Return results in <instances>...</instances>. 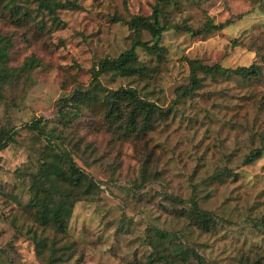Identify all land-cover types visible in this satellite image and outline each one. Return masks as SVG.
I'll list each match as a JSON object with an SVG mask.
<instances>
[{"label":"rangeland","instance_id":"rangeland-1","mask_svg":"<svg viewBox=\"0 0 264 264\" xmlns=\"http://www.w3.org/2000/svg\"><path fill=\"white\" fill-rule=\"evenodd\" d=\"M59 1L77 6L59 11L57 28L49 30L48 18L44 31L36 24L20 28L0 20V34L13 40L9 65L19 68L31 58L39 62L20 74L0 100V132L11 131L16 140L0 152V264H46L27 234L33 225L25 210L30 177L38 171L46 143L28 125L37 119L54 123L58 101L88 86L99 60L130 49L135 34L127 22L150 16L157 3ZM166 14V25L185 23L196 30L208 20L231 23L220 32L197 36L169 30L160 41L166 59L149 86L111 76L101 78L103 86L136 87L166 108L189 84V61L225 68L261 64L264 0H177ZM143 40L151 36L144 33ZM138 54L150 62L145 51ZM207 83L193 100L177 106L176 115L146 143L120 140L88 114L77 122L69 133L71 140L83 138L76 161L100 191L94 201H82L73 211L62 241L73 247L66 264H145L153 228L187 229L186 221L171 215L169 194L185 200L195 195L202 209L216 215L219 224L213 232L187 231L208 264H264V231L255 226L264 216V156L244 164L264 131V70L259 81L246 87L237 80ZM87 143L94 151H85ZM144 153L153 156L151 172L158 177L148 186L140 182ZM217 174L223 177L217 179Z\"/></svg>","mask_w":264,"mask_h":264},{"label":"trees","instance_id":"trees-1","mask_svg":"<svg viewBox=\"0 0 264 264\" xmlns=\"http://www.w3.org/2000/svg\"><path fill=\"white\" fill-rule=\"evenodd\" d=\"M177 0H157L150 16H133L127 22L134 32L130 49L117 58H104L93 67L92 78L88 86L79 87L58 101L56 121L51 123L37 119L28 125V129L41 138L46 146L40 155V165L36 174L30 177V201L25 210L33 227L27 230L35 244L36 254L46 264H66L72 258V245L63 243L69 231V225L76 205L82 201L95 200L100 187L94 179L81 169L76 161L83 138L71 140L69 133L77 122L88 114L92 119H100L106 130L118 136L120 140H132L146 143L151 135L158 132L160 126L176 115L177 106L189 100L208 84L237 80L241 86H250L263 76L264 55L261 64L225 68L219 64L206 65L199 60L189 61V84L177 93L173 106L163 107L141 93L136 87L109 89L103 86L102 77L128 79L149 86L158 74L160 65L166 59L164 48L160 45L163 34L169 30L184 31L191 35L209 34L222 31L230 21L215 24L208 20L201 29L196 30L187 24L166 25V10L176 5ZM75 3L59 0H0V20L14 27L36 24L40 31L47 27L45 18L51 21L49 30L61 24L60 10L76 8ZM151 36L150 41L143 40V34ZM13 40L0 34V100L5 89L22 73L29 72L38 65L35 58L29 59L23 66L14 68L9 65ZM139 50L145 51L151 58L143 62ZM52 124V125H51ZM11 131L0 132V152L15 143ZM94 151L93 145L86 144L85 151ZM140 182L148 186L157 181L152 174L153 156L142 154ZM264 156V131L259 136V147L251 151L244 164L248 165ZM223 174L215 175L220 179ZM171 215L187 223L186 230L176 232L153 228L147 237L151 252L145 264H208L187 238L194 230L203 234L216 230L217 217L214 213L201 208L195 195L185 200L180 196H166ZM257 228L264 231V216L256 221ZM35 227V228H34ZM250 261V258L248 259ZM138 264V263H137ZM245 264V263H242ZM261 264V263H254Z\"/></svg>","mask_w":264,"mask_h":264}]
</instances>
